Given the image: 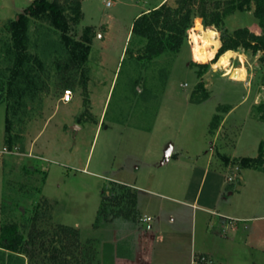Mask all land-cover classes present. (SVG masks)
Returning <instances> with one entry per match:
<instances>
[{"label": "rangeland", "instance_id": "rangeland-1", "mask_svg": "<svg viewBox=\"0 0 264 264\" xmlns=\"http://www.w3.org/2000/svg\"><path fill=\"white\" fill-rule=\"evenodd\" d=\"M32 1L0 0V223L3 218L15 220L24 235L33 220L48 235L57 225L77 229L80 249L72 252L74 257L82 264H113L115 254L132 256L134 243L144 240L149 230L140 222L143 214L154 217L150 232H161L164 241L177 236L188 253L192 245L213 254L212 260L202 254L193 256L194 264H264L263 172L244 170L232 163L236 158L228 159L229 166L222 171L226 200L218 199L217 210L249 221L232 219L223 234H216L212 224L201 226L190 204L175 201L188 187V156L206 158L223 117L214 140V157L221 151L222 155L234 152L253 157L264 143V122L252 121H257L255 107L264 104L261 53L234 51L229 63L232 77L224 76L225 71L213 69L211 63L219 47L212 56L205 55L195 29L201 19L194 17L177 54L138 60L132 54L141 42L130 37L134 18L164 2L174 6L176 0H81L82 19L71 25L70 35L79 39L85 27L94 33L86 66L87 97L76 85L67 89L71 99L61 101L64 89L53 65L58 33L47 22L32 19L27 54L39 80L37 88H31L33 94L21 98L20 107L16 84L5 92L12 66L6 54L8 28ZM257 25L250 11L235 10L222 19L221 29H208L219 38L224 30ZM201 64H207V69L197 66ZM199 82L204 90L197 88ZM101 111L105 119L95 131ZM7 121L14 137L10 148L4 145ZM126 126L148 128L150 133L134 134L124 130ZM170 145L193 155L178 154L180 163L161 167L154 159ZM115 181L130 184L135 191L134 221L112 217L128 202L126 190ZM130 187L126 186L133 191ZM231 226L239 231H232ZM33 255L30 259L0 249V264H57L48 258L49 253L38 254L37 249ZM64 262H74L71 253Z\"/></svg>", "mask_w": 264, "mask_h": 264}, {"label": "trees", "instance_id": "trees-1", "mask_svg": "<svg viewBox=\"0 0 264 264\" xmlns=\"http://www.w3.org/2000/svg\"><path fill=\"white\" fill-rule=\"evenodd\" d=\"M235 10L250 11L251 15L258 20V25L237 28L232 32L224 30L219 36L220 46L211 63H215L228 50L242 49L245 52H250L253 56L261 53L259 59L264 58V0H176L174 6L164 2L153 9L141 12L134 18L130 37L138 39L141 45L132 55L138 60L150 61L167 52L177 54L187 39L194 17L201 19L204 28L221 29L222 19ZM32 19L47 22L58 33V56L55 57L53 65L57 70L62 89L67 90L79 85L87 97L86 66L94 33L91 27H85L79 39H74L70 35L71 25L77 24L82 19L81 0H33L22 13L17 14L11 20L8 28L10 42L7 45L6 54L11 59L12 66L5 92H10V86L15 83L18 104L21 107V98L28 92H34L32 87L37 88L39 74L30 64L31 56L27 54L28 29ZM127 52L128 49H126ZM37 63L42 69V62L38 61ZM197 63H208V61H198ZM190 64L194 65V63ZM197 66L203 70L208 67L207 64ZM200 75V72L197 73L198 77ZM197 88L204 90L201 82L197 84ZM1 91L0 98L3 97ZM205 97L207 96L205 95L203 99ZM85 104H87V98H85ZM254 110L256 119L264 122V104L256 106ZM7 122L4 145L10 148L14 137L10 136L9 121ZM225 161L229 160L225 159ZM232 163H236L239 168L264 173V143L259 144L255 157L238 158ZM120 188L126 190L127 206L120 209L119 212L113 213L112 217L134 221L136 218L135 194L124 185H121ZM122 197L124 196L118 199L120 202ZM4 202H2L3 205ZM78 237L77 229L65 225H57L48 235L47 231L38 230L33 220L29 232L24 235L17 221L3 218L0 223V249L2 251L9 254H21L31 259L38 249V254L47 255L49 253L50 257L48 258L57 264H66L64 260L69 256V253H71L74 262L67 264H82L80 258L74 257L73 254L80 249ZM83 253L87 257L88 253L85 249H83Z\"/></svg>", "mask_w": 264, "mask_h": 264}, {"label": "crops", "instance_id": "crops-1", "mask_svg": "<svg viewBox=\"0 0 264 264\" xmlns=\"http://www.w3.org/2000/svg\"><path fill=\"white\" fill-rule=\"evenodd\" d=\"M224 76L229 77L228 75H224ZM242 82H244L245 86H247L245 80ZM104 119L105 117L102 116V111H101L95 124L96 125L95 131L99 130V128L100 129L102 128ZM224 119L225 118L223 117L220 120V123L217 125L216 132L214 133V136L210 143L211 146L208 152H205V154L207 155L204 160L200 159L199 156L196 154L193 155V153H188L187 151L182 150L181 148H175L171 145L167 147V149H165L163 153L159 155L158 158L154 159V161L157 160L159 162V166L164 167L167 162L168 163L174 162V164L180 163L181 158L180 156H178V154L193 155V156H188V161H187L188 163L187 166L189 167V170H191L188 187L186 188L184 194L181 195L182 198L180 200L176 199L175 201L181 204L182 203H188V205L190 204V207L195 209V211H193L192 213H198V218H199V222L201 223V226H205V225L208 226L209 224H212V228L216 234L218 232L223 234L222 232L225 233V230L230 229L228 226L229 225L228 221L226 222L227 219H235L237 221L239 220L245 223L249 221V218H244V217L234 218L233 216L219 214L217 210L219 208L218 199L222 198V200H226L223 192V188L225 185V178L223 176L224 174L222 173V171L227 169L229 165L227 164L225 159L232 160L235 158L237 159L242 157H248V156H238V155L236 156L234 152L228 155L227 154L222 155V151L221 153L216 152L217 155L216 157H214L215 154V150L213 146L214 140L218 138L217 133L219 128L222 127ZM252 121L258 123L259 125L262 124L258 120L256 121L252 119ZM113 122L115 121L112 120V123ZM124 130L132 131L134 134L144 133L146 136H148L150 133L148 128L142 129L138 126H134V127L126 126ZM214 159H215V163H213ZM117 169L118 172L122 170V167L120 166ZM242 171L243 169L241 170V175L239 176L240 182L243 181ZM114 183L130 187L129 186L130 184H126V183L124 184L120 181H115ZM130 188H132V186ZM132 190H133L132 192L135 193L133 188ZM228 195L232 196L233 192L229 191ZM140 215L144 216L143 214ZM170 221H173V218H170ZM231 227H232L231 229L232 231H236V232L239 231V228H236L234 226ZM245 228H247V226ZM151 230L152 228L144 233V240L139 239L134 243L133 245L134 254H132V256H129L128 252L122 253L118 256L117 254H115L114 259L112 260L113 264H194L193 256L199 254L206 255L209 259L212 260L213 254L211 252L199 251L193 249L194 247L191 245L190 251L188 253V247L185 246L181 242V239L178 238L177 236L174 237V240L164 241L161 232L154 231L152 233L150 232Z\"/></svg>", "mask_w": 264, "mask_h": 264}, {"label": "bare ground", "instance_id": "bare-ground-1", "mask_svg": "<svg viewBox=\"0 0 264 264\" xmlns=\"http://www.w3.org/2000/svg\"><path fill=\"white\" fill-rule=\"evenodd\" d=\"M195 29L198 32V38L201 43L202 51L205 52L206 56H212L220 45L219 38L217 37L218 35L215 31L202 27L199 20L195 23ZM235 55L236 53L231 50L224 52L220 56V59L212 64L213 69H223L225 71V75L229 76L232 72L229 63Z\"/></svg>", "mask_w": 264, "mask_h": 264}, {"label": "built area", "instance_id": "built-area-1", "mask_svg": "<svg viewBox=\"0 0 264 264\" xmlns=\"http://www.w3.org/2000/svg\"><path fill=\"white\" fill-rule=\"evenodd\" d=\"M110 2H106V6H109ZM71 99V92L69 90H64L61 96L62 102H68ZM229 224H232L234 220L227 219ZM140 222L144 225L145 230H150L152 228L153 218L151 216L144 215L140 218ZM207 263V262H206ZM210 263V262H208Z\"/></svg>", "mask_w": 264, "mask_h": 264}, {"label": "water", "instance_id": "water-1", "mask_svg": "<svg viewBox=\"0 0 264 264\" xmlns=\"http://www.w3.org/2000/svg\"><path fill=\"white\" fill-rule=\"evenodd\" d=\"M232 77V75H229V78H231Z\"/></svg>", "mask_w": 264, "mask_h": 264}]
</instances>
